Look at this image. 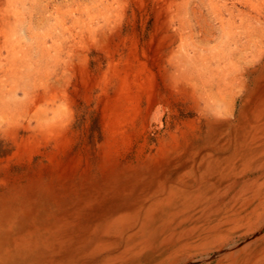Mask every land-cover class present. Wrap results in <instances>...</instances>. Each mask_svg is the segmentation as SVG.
Returning a JSON list of instances; mask_svg holds the SVG:
<instances>
[{
  "label": "bare ground",
  "instance_id": "bare-ground-1",
  "mask_svg": "<svg viewBox=\"0 0 264 264\" xmlns=\"http://www.w3.org/2000/svg\"><path fill=\"white\" fill-rule=\"evenodd\" d=\"M203 1L221 32L211 48L214 26H201L191 44L196 26L182 17V1L166 0L176 26L172 86L197 109L199 126L161 139L152 156L142 151L98 168L59 163L49 178L0 183V264H264V0ZM8 3L9 74L25 67L33 79L47 49L22 45V3ZM91 12L66 11L63 34L90 32ZM124 102L135 109L139 99ZM23 113H7L12 126L31 118L32 129L50 134L51 119ZM69 115L59 122L63 139L76 132Z\"/></svg>",
  "mask_w": 264,
  "mask_h": 264
},
{
  "label": "rangeland",
  "instance_id": "rangeland-1",
  "mask_svg": "<svg viewBox=\"0 0 264 264\" xmlns=\"http://www.w3.org/2000/svg\"><path fill=\"white\" fill-rule=\"evenodd\" d=\"M18 1L22 3L23 14V22L17 27V34L23 33L20 42L28 43L24 47L32 46L38 53L40 43L42 49H47L48 57L33 79L30 76L35 75L28 73L25 67L20 68L15 77L9 74L12 68L8 66V37L14 18L8 0H0V183L12 184L41 176L49 178L53 170L59 168V163L98 168L107 160L115 162L142 151L145 156H152L158 151L161 139L171 143L169 136L180 137L199 126L197 109L191 102L187 105L181 90L172 86L174 70L170 65L177 50L176 26L169 22L166 0ZM177 1L184 5L182 17L187 21L192 19V25L196 26V38L191 44L200 42V27L208 29L211 24L217 40L209 46L216 45L221 32L216 29L207 3ZM86 5L95 16H92V30L71 39L69 33L63 34L60 29L63 14ZM196 11L199 20L193 18ZM34 54L39 59V55ZM131 95L139 99L135 109H127L124 102ZM66 99L70 104L63 103ZM23 112L51 119L52 128L47 130L51 135L32 129L36 126L31 118H22L12 126L7 113L25 115ZM70 112L76 121V132L63 139L59 135V122L67 119ZM54 113L60 117L53 119ZM28 125L30 131L25 128ZM126 129V136H121Z\"/></svg>",
  "mask_w": 264,
  "mask_h": 264
}]
</instances>
